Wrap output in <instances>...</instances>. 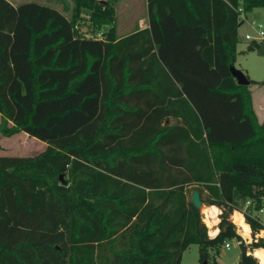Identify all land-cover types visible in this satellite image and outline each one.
I'll return each mask as SVG.
<instances>
[{"label":"trees","instance_id":"trees-1","mask_svg":"<svg viewBox=\"0 0 264 264\" xmlns=\"http://www.w3.org/2000/svg\"><path fill=\"white\" fill-rule=\"evenodd\" d=\"M56 1L70 13L0 0V135L46 145L0 156V264H181L191 245L210 264L234 239L257 264L264 123L229 66L264 0H146L148 27L121 38L118 0ZM192 191L220 210L214 238Z\"/></svg>","mask_w":264,"mask_h":264},{"label":"rangeland","instance_id":"rangeland-1","mask_svg":"<svg viewBox=\"0 0 264 264\" xmlns=\"http://www.w3.org/2000/svg\"><path fill=\"white\" fill-rule=\"evenodd\" d=\"M12 6L17 7L24 3H35L42 6H47L56 9L60 13L66 15L69 14L68 9H64L61 3H58L56 0H7ZM68 1L69 10L72 8L71 3ZM120 4H116L115 6V14H116V37L120 38L121 36L131 34L138 29L148 26V18H147V6L146 0H120ZM65 10V13L63 12ZM67 10V12H66ZM85 16V12H84ZM264 20V10L263 9H254L252 12L245 14L241 17V23L238 28L239 34V43L237 46V55H236V63L235 67L239 70H243L245 72L246 68H251L253 70L252 74H258L264 78V43L259 44L260 50L255 51L254 53L248 52L247 46L251 44V41L245 40V34H249L252 37H257V33L260 29L257 27L258 24H262ZM78 30L82 35L87 38H100L99 34H93L91 32L88 24H80ZM259 43V42H257ZM263 74V75H262ZM252 89V88H251ZM1 121V119H0ZM167 123H171L167 121ZM16 135V136H15ZM9 138H5L0 135V156H19L20 157H33L37 154L44 151L43 147L46 146L43 142H40L34 138H30L24 133L15 134ZM206 207V206H205ZM215 207V206H214ZM217 209V208H216ZM246 207H243V211H245ZM202 217L203 213L200 212ZM218 215V209H217ZM216 215V217H217ZM233 219V218H232ZM218 220V218H217ZM231 220V218H230ZM234 222V221H233ZM203 223L205 227L204 220ZM235 227L237 235H239L237 225L232 223ZM237 227H236V226ZM208 236L211 237L210 234L211 229L209 228ZM211 235V236H210ZM262 235V236H260ZM240 236V235H239ZM241 237V236H240ZM243 237V236H242ZM241 239L243 240L244 238ZM250 237V240H248ZM255 239L263 238L264 234H260L259 236H255ZM248 242L247 244L253 241L252 235L249 232L247 238H245ZM228 243L230 245V249L226 250L224 245ZM224 245L219 248L218 253L210 252V264H238L240 249L239 246L235 244L233 240L225 241ZM252 254V253H251ZM253 256V255H252ZM254 257V256H253ZM199 253L198 246L191 245L189 246L182 255L181 264H198ZM258 264V260H257Z\"/></svg>","mask_w":264,"mask_h":264},{"label":"crops","instance_id":"crops-1","mask_svg":"<svg viewBox=\"0 0 264 264\" xmlns=\"http://www.w3.org/2000/svg\"><path fill=\"white\" fill-rule=\"evenodd\" d=\"M120 2V0H118L116 3H115V5L114 6H116V4H120L119 3ZM148 27V26H147ZM147 27H143V28H141V29H138V30H142V29H145V28H147ZM137 31V30H136ZM128 35V34H127ZM246 35H249V34H245V36ZM124 36H126V35H124ZM124 36H121V37H124ZM238 36H239V34H238ZM245 36H244V38H245ZM120 37V38H121ZM252 37V36H251ZM253 38H256V37H253ZM258 44H263V43H261V41L258 43ZM238 46V45H237ZM260 46L261 45H258V47L255 49V50H252V51H248V52H250V53H254L255 51H259L260 50ZM247 48H248V46H247ZM247 50V49H246ZM236 55H237V53H236ZM235 63H236V57H235V62H234V67H235ZM236 68V67H235ZM237 69V68H236ZM239 70V69H238ZM240 71H242V73L249 79V80H251V81H254V82H256V83H262L263 81H264V78L262 79L261 77L262 76H260L259 74H258V76L256 75V74H252L253 73V70L249 67V68H246V70H245V72L243 71V70H240ZM263 75V74H262ZM248 88H249V91H250V94H251V101H252V108H253V110H254V113H255V115H256V117H257V120H258V122L259 123H264V84H249V86H248ZM252 88V89H251ZM167 121H170L171 123H167ZM166 121V123L167 124H172V123H175L176 122V120H167ZM16 136V135H15ZM23 137L24 136H27L26 134L25 135H22ZM14 137V136H13ZM44 149L43 150H45V148H46V146H44L43 147ZM13 156V155H12ZM18 157H20V155L18 156ZM204 206V205H203ZM205 207V206H204ZM235 213H239V212H235ZM219 214H220V210L218 209V215H217V218H218V216H219ZM240 214V213H239ZM218 222H219V218H218V220L216 221V223H215V227H217V224H218ZM214 227V228H215ZM217 232H218V229H217ZM250 233H251V231H250ZM264 234V231H261L260 232V234ZM217 234V233H216ZM211 236V235H210ZM216 235H213V236H211L210 238H214ZM256 236H259V234L258 235H256ZM260 236H262V235H260ZM263 237V236H262ZM248 240H250V237H249V239ZM247 240L244 238V243L245 244H247Z\"/></svg>","mask_w":264,"mask_h":264},{"label":"bare ground","instance_id":"bare-ground-1","mask_svg":"<svg viewBox=\"0 0 264 264\" xmlns=\"http://www.w3.org/2000/svg\"><path fill=\"white\" fill-rule=\"evenodd\" d=\"M202 213L205 214V218H204V222L207 225V227H209L211 229L210 234L213 235H217V227H215V223L217 221V209L214 206L211 207H203L201 209ZM233 223L236 224L238 226V228L240 229V234L244 237L247 238L250 232V228L249 226L246 224V222L244 221V218L242 217V215H240L239 213H234L233 215ZM215 227V228H214ZM252 255L254 256V258H256L258 260V264H261V261L264 260V250L263 249H257L255 251L252 252Z\"/></svg>","mask_w":264,"mask_h":264},{"label":"water","instance_id":"water-1","mask_svg":"<svg viewBox=\"0 0 264 264\" xmlns=\"http://www.w3.org/2000/svg\"><path fill=\"white\" fill-rule=\"evenodd\" d=\"M103 3V2H102ZM229 72L236 84L239 86H249L250 82L246 78V76L242 73V71L236 69L233 64L229 66ZM190 204L197 211L201 212V209L204 207L201 201L200 194L198 191H192L190 194Z\"/></svg>","mask_w":264,"mask_h":264},{"label":"built area","instance_id":"built-area-1","mask_svg":"<svg viewBox=\"0 0 264 264\" xmlns=\"http://www.w3.org/2000/svg\"><path fill=\"white\" fill-rule=\"evenodd\" d=\"M257 27L260 29V31L257 33V37L256 38H253V37H251L250 35H246L245 36V40H248V41H251V42H260V41H262L263 40V38H264V32H263V25L261 24H258L257 25ZM249 205V202H247L246 203V206H248ZM235 213V212H234ZM234 213L231 215V222L233 223V219H232V217H233V215H234ZM240 213V212H239ZM240 215H242V217L244 218V216H243V214L242 213H240ZM258 215L261 217V221L263 222L264 221V209H261L259 212H258ZM206 216H205V214H203V220H204V218H205ZM245 221V220H244ZM236 226V225H235ZM237 227V226H236ZM237 229H238V227H237ZM208 230H209V228H208ZM238 232H239V229H238ZM208 234H209V231H208ZM239 235L242 237V235L239 233ZM242 238H244V237H242ZM234 242H235V244L236 245H240L241 244V240H238V239H234L233 240ZM243 242H244V239H243ZM224 247H225V249L226 250H228V249H230V245L228 244V243H226L225 245H224Z\"/></svg>","mask_w":264,"mask_h":264},{"label":"clouds","instance_id":"clouds-1","mask_svg":"<svg viewBox=\"0 0 264 264\" xmlns=\"http://www.w3.org/2000/svg\"><path fill=\"white\" fill-rule=\"evenodd\" d=\"M261 264H264V260L261 261Z\"/></svg>","mask_w":264,"mask_h":264}]
</instances>
